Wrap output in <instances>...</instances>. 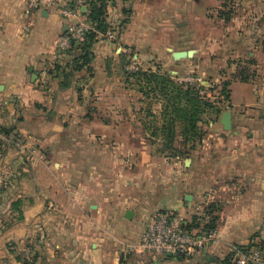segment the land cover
I'll list each match as a JSON object with an SVG mask.
<instances>
[{"label": "crops", "instance_id": "0c3cea01", "mask_svg": "<svg viewBox=\"0 0 264 264\" xmlns=\"http://www.w3.org/2000/svg\"><path fill=\"white\" fill-rule=\"evenodd\" d=\"M36 2L33 7L31 0H0V134L23 142L17 153L8 144L4 149L9 151L0 152V264H122L120 251L138 244L142 233L124 237L130 240L125 242L112 230H133L142 216L123 206L121 221L114 223L116 217H111L109 224H90L86 209L96 208L98 214L103 207L87 204L94 194L67 184L63 166L68 154H59L58 148H67L65 136L83 115L80 106L109 82L118 53L133 54L141 67L164 60L195 62L207 40L212 41L198 26L205 19L204 6L213 0H109L107 22L118 31L116 42L101 38L89 69L68 81L65 76L76 66L79 50L60 51L51 66L56 42L80 19L87 20L90 0ZM78 8L79 19L63 15ZM255 33L257 38L263 34ZM180 52H191L193 58L175 60ZM250 87L233 84L231 130H225L221 116L204 140L202 156L195 152L178 183L155 198L156 207L169 204L182 218L187 211L204 215L212 208L214 243L191 261L142 258L139 264H225L241 248L259 249L264 257V94ZM51 164L59 171L51 172ZM71 210L85 219L72 217L70 224ZM128 211L134 218L127 222ZM52 214L56 220L51 223Z\"/></svg>", "mask_w": 264, "mask_h": 264}, {"label": "rangeland", "instance_id": "374dc122", "mask_svg": "<svg viewBox=\"0 0 264 264\" xmlns=\"http://www.w3.org/2000/svg\"><path fill=\"white\" fill-rule=\"evenodd\" d=\"M204 7L205 19L199 21L198 28L208 31L212 41L207 40L206 48L195 62L173 64L171 60H164L150 67L137 65V72L151 70L167 76L169 80L197 92L211 104L205 106V112L200 115L198 132L188 133L186 125L176 124L173 148L180 150L182 155L176 157L172 155L175 152L167 150L168 142L162 132L166 126L162 116L166 100L153 93L148 97L141 93L145 83L133 76L137 72L127 70L134 64V55L129 52L117 54L119 57L111 65L109 82L101 86L99 94L87 97L84 107L80 106L83 115L77 118V128L69 130L65 136L67 148H58L59 154H68L67 164L63 166L69 176L67 184L73 189L82 188L83 192L94 194L91 196L95 197L94 200L87 204L103 207L98 214V209L86 207L90 224H109L111 217H116L114 223L121 221L119 214L122 213L119 212L123 206L142 216L133 230L118 227L112 230L113 236L125 242L130 240L126 241L124 237L141 234L153 216L173 210L169 209V204L156 207L155 198L180 179L186 169L185 162L195 152L199 151L202 156L201 147L208 133H212V124L218 123L224 114H233L231 88L240 82V76L248 78L246 83L251 86L250 90L264 94V0H213ZM255 32L263 34L257 38ZM110 33L118 34V31L114 32L108 23L103 38L109 37ZM116 40L117 35L111 41ZM242 44L247 48L241 50ZM17 117L18 121L21 117L18 114ZM2 138L1 132L0 152H8L4 149L8 144L11 152L17 153L19 145L23 144L19 137L11 141ZM218 139L216 137L213 141ZM57 171L59 166L51 164V172ZM173 212L180 217L181 213ZM69 214L66 219L70 224H74L72 217L85 219L79 211L71 210ZM52 215L49 217L51 223L56 220ZM182 215L187 219L180 218L187 224H198L196 228L202 225L199 220L203 212L187 211ZM126 232H130L129 235Z\"/></svg>", "mask_w": 264, "mask_h": 264}, {"label": "built area", "instance_id": "2783aa9c", "mask_svg": "<svg viewBox=\"0 0 264 264\" xmlns=\"http://www.w3.org/2000/svg\"><path fill=\"white\" fill-rule=\"evenodd\" d=\"M31 6L37 7L36 0H31ZM63 15L79 19L81 11L78 8L73 13L63 12ZM91 30L93 28L90 22L80 19L66 34L61 36L56 42L57 51L51 66L56 64L60 51L70 52L73 48L72 42H83L86 34ZM115 35L116 33H110L109 39L114 40ZM127 70L135 73L138 68L134 63ZM208 221L209 217L203 215L202 227L197 230L189 228L191 224H187L173 211L158 213L146 224L139 243L120 253L119 261L122 264H139L138 260L142 258H148L153 262L163 259L194 260L203 255L216 239V228L206 230ZM228 264H264V257L259 249L248 252L234 249Z\"/></svg>", "mask_w": 264, "mask_h": 264}, {"label": "trees", "instance_id": "16d2710c", "mask_svg": "<svg viewBox=\"0 0 264 264\" xmlns=\"http://www.w3.org/2000/svg\"><path fill=\"white\" fill-rule=\"evenodd\" d=\"M108 1L109 0H90V2H88L89 10L87 20L92 23L90 24L93 25V30L86 34L82 43L72 42V47L79 50V53L75 60L76 66L65 76L67 81L70 80L69 78L71 75L88 68L92 63L94 56L92 52L93 48L95 44L104 37L106 30H108V23L106 20ZM133 76L136 77L137 81L140 83H145L140 90L145 97H148L150 93H153L156 97L162 96V98L166 100L164 112L162 114L166 122L165 128L162 129L163 137L168 142L167 150L175 152L172 155L178 157L179 154H181L180 150L173 148L176 124L180 123L186 125L188 133L198 132L200 115L205 112L204 107H210L211 104L205 102L197 92H194L191 89H186L184 84H177L174 81L169 80L167 76H160L151 70H140ZM240 82L246 83L248 82V78L241 75ZM66 86L68 87L69 83H67ZM227 99H229L228 96ZM2 133L3 138L6 139L5 136L7 133H4V131H2ZM212 213V208H207L206 214H204L209 217L206 230L215 228V220L212 218ZM199 221L201 222V219ZM191 226H189V228H193V226ZM241 250L248 252L250 248H241ZM225 264H228V261Z\"/></svg>", "mask_w": 264, "mask_h": 264}, {"label": "water", "instance_id": "95a60500", "mask_svg": "<svg viewBox=\"0 0 264 264\" xmlns=\"http://www.w3.org/2000/svg\"><path fill=\"white\" fill-rule=\"evenodd\" d=\"M191 55H192L191 52H189V53L180 52V53H176L174 55V58L178 60V59L184 58L186 56L191 57ZM222 122H223V125H224V128H225L226 131L231 130V126H232V116H231V114H224ZM133 218H134V212L128 211L127 214H126V219L131 221V220H133Z\"/></svg>", "mask_w": 264, "mask_h": 264}]
</instances>
